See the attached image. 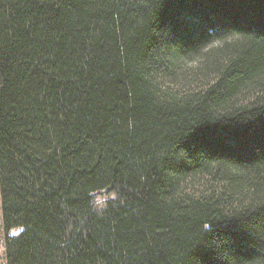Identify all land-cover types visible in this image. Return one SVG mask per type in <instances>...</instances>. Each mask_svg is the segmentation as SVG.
<instances>
[{
  "label": "trees",
  "instance_id": "16d2710c",
  "mask_svg": "<svg viewBox=\"0 0 264 264\" xmlns=\"http://www.w3.org/2000/svg\"><path fill=\"white\" fill-rule=\"evenodd\" d=\"M0 210L5 264H264V0H0Z\"/></svg>",
  "mask_w": 264,
  "mask_h": 264
},
{
  "label": "rangeland",
  "instance_id": "374dc122",
  "mask_svg": "<svg viewBox=\"0 0 264 264\" xmlns=\"http://www.w3.org/2000/svg\"><path fill=\"white\" fill-rule=\"evenodd\" d=\"M197 64V60L194 61H186L182 64L180 75H186L190 72V69H195ZM192 73V72H191ZM188 76V75H187ZM191 77V76H190ZM107 197V194L104 192L97 193L95 195V203L97 205H102ZM1 210H0V264H5V253H4V235L2 231V222H1ZM18 230H12L10 234H16Z\"/></svg>",
  "mask_w": 264,
  "mask_h": 264
}]
</instances>
